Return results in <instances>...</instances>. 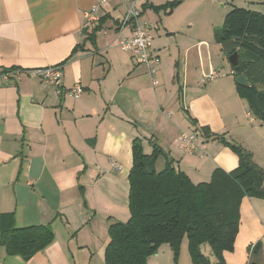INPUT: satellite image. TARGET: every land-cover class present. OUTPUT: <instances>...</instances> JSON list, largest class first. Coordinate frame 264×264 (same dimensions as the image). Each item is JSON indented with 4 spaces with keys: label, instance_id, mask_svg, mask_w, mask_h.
<instances>
[{
    "label": "crops",
    "instance_id": "crops-1",
    "mask_svg": "<svg viewBox=\"0 0 264 264\" xmlns=\"http://www.w3.org/2000/svg\"><path fill=\"white\" fill-rule=\"evenodd\" d=\"M135 1L140 21L157 26L156 87L118 44L131 35L130 28L120 29L129 0H109L103 24L94 29L86 13L96 0H0V216L12 214L18 228L50 226L55 235L29 260L0 244V264H106L110 226L131 216L137 139L147 154L153 144L164 151L157 171L168 157L195 184L210 182L217 169L230 173L239 166L230 147L201 134L205 127L251 152L264 170V125L251 113L217 35L238 0H183L172 11L152 6L176 0ZM241 2L264 14V1ZM59 65L64 89L80 85V98L10 73ZM213 72L220 77L208 79ZM182 132L200 134L204 156L178 148ZM260 241L257 260L264 264V200L246 197L226 263L249 264ZM149 264H192L188 241L177 261L164 244Z\"/></svg>",
    "mask_w": 264,
    "mask_h": 264
},
{
    "label": "trees",
    "instance_id": "trees-1",
    "mask_svg": "<svg viewBox=\"0 0 264 264\" xmlns=\"http://www.w3.org/2000/svg\"><path fill=\"white\" fill-rule=\"evenodd\" d=\"M182 1L152 8L172 11ZM103 21L104 18L101 25ZM223 29L225 39L218 37V41L234 42L240 57L234 76L244 75L249 81L250 88L238 85L239 89L246 93L251 113L264 125V14L234 7L226 15ZM200 132L230 147L239 157L238 168L230 173L217 169L210 182L195 184L168 157L165 168L157 171L156 162L164 151L153 144L152 152L147 154L141 140H135L129 176L131 216L125 223L110 226L106 264H149V258L164 244L170 245L177 261L185 239L192 264H227L225 253L235 250L243 199L264 200V170L241 145L212 134L206 127ZM54 240L50 226L18 228L12 214L0 216V244L9 255L29 260ZM206 245L215 262L202 251ZM262 252L260 241L251 249L249 264H259L257 259Z\"/></svg>",
    "mask_w": 264,
    "mask_h": 264
},
{
    "label": "built area",
    "instance_id": "built-area-1",
    "mask_svg": "<svg viewBox=\"0 0 264 264\" xmlns=\"http://www.w3.org/2000/svg\"><path fill=\"white\" fill-rule=\"evenodd\" d=\"M108 1L109 0H96L93 7L86 13L88 20L87 26L89 29H94L99 25L102 10ZM124 28H130L131 35L119 40V47L122 51L131 54L138 66H144L147 69L153 86H158L160 83L158 75L161 60L153 47L154 30L157 29V26L154 24L142 23L140 21V12L136 6L135 0H129L126 13L120 21V29ZM10 73L18 78H20L23 73L31 77L40 78L45 85L56 89L60 95L67 94L70 97L78 99L84 93V89L80 85H76L74 88L68 90L64 89L63 65L49 66L31 71L13 70ZM219 77V73L213 72L208 76V79L213 80ZM178 148L185 154H198L199 156H204L206 150V146L202 142L198 132H182L178 138Z\"/></svg>",
    "mask_w": 264,
    "mask_h": 264
},
{
    "label": "water",
    "instance_id": "water-1",
    "mask_svg": "<svg viewBox=\"0 0 264 264\" xmlns=\"http://www.w3.org/2000/svg\"><path fill=\"white\" fill-rule=\"evenodd\" d=\"M217 35L221 40L225 39L224 36V29H219L217 31ZM223 50L225 53L229 56V63L233 69L238 70V66L240 63V57L239 53L236 51V47L234 45L233 41H228L223 44ZM236 82L239 86L244 87V88H250V83L247 80V78L244 75H240L236 78Z\"/></svg>",
    "mask_w": 264,
    "mask_h": 264
},
{
    "label": "rangeland",
    "instance_id": "rangeland-1",
    "mask_svg": "<svg viewBox=\"0 0 264 264\" xmlns=\"http://www.w3.org/2000/svg\"><path fill=\"white\" fill-rule=\"evenodd\" d=\"M236 4H237V5H236ZM236 4H235L236 6H234V7H240V8L243 7V6H240V5H243L242 2H241V0H238V1L236 2ZM226 5H227V4H226ZM227 6H229V5H227ZM234 7H231V10H232ZM218 30H219V28H218ZM218 30H217V31H218ZM162 169H163L162 166H160V167L158 168L159 171H161ZM205 248H206V249H204V251L206 250V251H208V252L212 255L209 246L206 245ZM212 256H213V255H212Z\"/></svg>",
    "mask_w": 264,
    "mask_h": 264
}]
</instances>
